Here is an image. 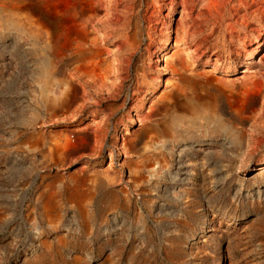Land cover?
<instances>
[{
	"label": "rangeland",
	"instance_id": "rangeland-1",
	"mask_svg": "<svg viewBox=\"0 0 264 264\" xmlns=\"http://www.w3.org/2000/svg\"><path fill=\"white\" fill-rule=\"evenodd\" d=\"M232 1L0 0V264H264V99L239 92L264 22Z\"/></svg>",
	"mask_w": 264,
	"mask_h": 264
},
{
	"label": "bare ground",
	"instance_id": "bare-ground-1",
	"mask_svg": "<svg viewBox=\"0 0 264 264\" xmlns=\"http://www.w3.org/2000/svg\"><path fill=\"white\" fill-rule=\"evenodd\" d=\"M105 0H92L95 5L103 4ZM108 2H113V0H107ZM207 3H216L217 0H204ZM220 2V0H218ZM222 2V1H221ZM233 17L237 18V23L239 25L246 24L249 21H257L259 24L264 22V0H233L232 1ZM222 4V3H221ZM226 4V3H225ZM223 3V5H225ZM96 5V6H97ZM186 12V8L184 7ZM241 21V22H240ZM247 25V24H246ZM82 34L86 37L84 28L81 29ZM102 51L99 48L80 50L78 53V59L83 62L80 71L91 77V79L100 87H103L104 82L98 77V74L93 69L87 68V61H91L92 58H96L100 55ZM110 67V68H109ZM108 71H115V66H108L106 68ZM239 92L242 94L243 99L247 100L250 114H254L258 111V106H260L261 101L264 99V80L262 78H257L256 80L250 81V83L244 85ZM248 110V109H247ZM264 170V166H262Z\"/></svg>",
	"mask_w": 264,
	"mask_h": 264
},
{
	"label": "crops",
	"instance_id": "crops-1",
	"mask_svg": "<svg viewBox=\"0 0 264 264\" xmlns=\"http://www.w3.org/2000/svg\"><path fill=\"white\" fill-rule=\"evenodd\" d=\"M81 134H84L85 136H88L89 138H92V133L91 131L83 130Z\"/></svg>",
	"mask_w": 264,
	"mask_h": 264
},
{
	"label": "water",
	"instance_id": "water-1",
	"mask_svg": "<svg viewBox=\"0 0 264 264\" xmlns=\"http://www.w3.org/2000/svg\"><path fill=\"white\" fill-rule=\"evenodd\" d=\"M104 4H100L99 8H103ZM257 76V75H256ZM259 77V76H258ZM69 116V114H67L65 117ZM256 114H251V118H255Z\"/></svg>",
	"mask_w": 264,
	"mask_h": 264
}]
</instances>
